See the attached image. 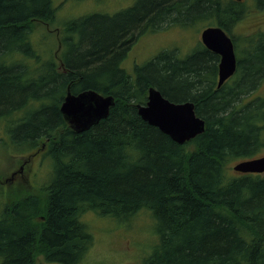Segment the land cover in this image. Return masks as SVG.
Instances as JSON below:
<instances>
[{
  "label": "trees",
  "instance_id": "trees-1",
  "mask_svg": "<svg viewBox=\"0 0 264 264\" xmlns=\"http://www.w3.org/2000/svg\"><path fill=\"white\" fill-rule=\"evenodd\" d=\"M251 11L248 0H133L114 14L61 25L67 49L57 64L33 36L58 25L53 0H0L6 143L26 145L36 158L40 141L48 144L30 182L38 192L0 201V264H38L40 255L55 264H116L84 257L94 242L89 212L117 222L147 212L157 240L142 264H264V173L229 169L264 148V93L249 98L264 82V30L242 37L243 49L232 33L242 18H255ZM206 15L230 34L238 57L219 88L215 57L201 44L184 58L164 51L137 65L135 77L121 66L138 34ZM152 85L172 100L193 101L205 131L180 144L145 121L138 104ZM68 87L112 94L115 104L91 128L74 131L60 110Z\"/></svg>",
  "mask_w": 264,
  "mask_h": 264
},
{
  "label": "rangeland",
  "instance_id": "rangeland-1",
  "mask_svg": "<svg viewBox=\"0 0 264 264\" xmlns=\"http://www.w3.org/2000/svg\"><path fill=\"white\" fill-rule=\"evenodd\" d=\"M248 1L252 7L251 15L255 16V18L253 20L250 18H242L232 29V33L234 32L235 34H233L238 37L239 43L243 40L240 44L241 49L249 46L242 37L250 36L254 27L260 26L256 32L258 30H264V3L263 6L257 8L254 0ZM53 3L57 8L56 20H58V25L45 26L44 24V27L37 28L39 31L36 30L33 36L36 41H39L42 49L46 46L49 53L52 51L55 61L59 64L60 60L58 56L62 57L61 53L67 49V45L61 41V37L63 36V26L61 25L95 13L114 14L131 5L133 0H53ZM203 17L184 19L186 21L177 20L175 24L172 22L169 23L170 25L166 24L167 26L163 25L138 34L130 42L126 55L121 60V66L135 77V67L137 65L143 66L147 64L149 60L164 51L174 52L177 57L184 58L200 46L203 29L214 22L213 18L215 16H211L213 18H209L207 15V18ZM74 36L77 40L79 33L74 34ZM63 65L62 63L58 66V69L61 71L65 70L66 68ZM262 93H264V82L251 92L249 98L262 95ZM21 112L24 113L22 109ZM6 128L5 121L0 120V189L5 190L7 195L5 197L3 193H0V201L3 202L2 204L11 202L18 197L20 198L27 194L28 191L38 192L35 187L30 185V182L32 180L33 170L38 167L40 154L45 150H41L36 158L34 155L28 153L29 149L26 145L22 149L14 147L11 143L7 144L6 141H9V137ZM56 137L57 134L53 135L51 139ZM44 140L45 138L42 139V141ZM42 141H40V146H42ZM191 144L190 147L193 149L194 145ZM263 153L264 148L261 151V154ZM27 157H34L32 163H24ZM237 161H232L229 169L231 168L233 170V166ZM21 167L23 169L20 171ZM42 172L40 171L38 178ZM41 184V181L37 183V185ZM92 213H87L85 219L93 223L90 225V229L94 235V242L84 257L87 256L88 260L94 261H111L112 259L115 260L116 264H138L135 262L137 260L142 264L143 257L151 250V242L157 240L153 228L154 224L150 221L149 214L142 212L135 219L133 218L126 222H117L96 216L97 214ZM131 229H134V232L130 235L129 230ZM126 255L130 257L122 260ZM38 261L44 262L43 256L40 255Z\"/></svg>",
  "mask_w": 264,
  "mask_h": 264
},
{
  "label": "water",
  "instance_id": "water-1",
  "mask_svg": "<svg viewBox=\"0 0 264 264\" xmlns=\"http://www.w3.org/2000/svg\"><path fill=\"white\" fill-rule=\"evenodd\" d=\"M204 45L220 55L217 87L222 86L237 70V55L233 38L222 26L206 27L201 33ZM115 96L104 95L95 89H85L78 93L70 87L62 101L60 110L68 126L81 132L91 128L106 118ZM142 118L157 126L177 143L190 141L205 131V119L199 116L195 103L191 100L175 101L163 94L156 86L148 89L146 104H138ZM233 169L241 173H264V154L236 162ZM38 264H55L39 262Z\"/></svg>",
  "mask_w": 264,
  "mask_h": 264
},
{
  "label": "flooded vegetation",
  "instance_id": "flooded-vegetation-1",
  "mask_svg": "<svg viewBox=\"0 0 264 264\" xmlns=\"http://www.w3.org/2000/svg\"><path fill=\"white\" fill-rule=\"evenodd\" d=\"M202 49H205V50H208L210 53H212L213 55H214V57H215V68H216V76L215 77H217L218 76V72H219V68H218V66H219V61H220V55L218 54V53H216V52H214V51H212V50H210V49H208L204 44H203V42H202ZM60 60V59H59ZM217 88H219V87H217ZM45 146H46V148H47V146H48V144L46 145L45 143L42 145V147H41V150H44V149H46L45 148ZM40 153V151H37V154H39ZM26 161V159L24 160V162ZM23 168L21 167V169H20V171L22 170ZM10 180V179H9ZM12 181V180H11ZM0 193H5V190H3L2 188L0 189Z\"/></svg>",
  "mask_w": 264,
  "mask_h": 264
},
{
  "label": "bare ground",
  "instance_id": "bare-ground-1",
  "mask_svg": "<svg viewBox=\"0 0 264 264\" xmlns=\"http://www.w3.org/2000/svg\"><path fill=\"white\" fill-rule=\"evenodd\" d=\"M168 25H170V24H168ZM165 26H167V25H165ZM164 28H165V27H164ZM4 56H5V55H4ZM4 56H3V57H4ZM8 56H9V55H8ZM43 62H44V61H43ZM40 63H42V62H40ZM44 64H45V63H44ZM38 66H39V65H38ZM40 66H42V65H40ZM25 67H26V66H25ZM45 67H46V66H45ZM41 68H42V67H41ZM42 69H43V68H42ZM45 69H46V68H45ZM34 71H35V70H34ZM38 71H39V70H38ZM41 71H42V70H41ZM43 71H44V70H43ZM32 74H34L33 71H32ZM42 75H43V74H42ZM32 76H33V75H32ZM30 77H31V76H30ZM0 258H1V257H0ZM80 264H81V263H80ZM84 264H85V263H84Z\"/></svg>",
  "mask_w": 264,
  "mask_h": 264
}]
</instances>
